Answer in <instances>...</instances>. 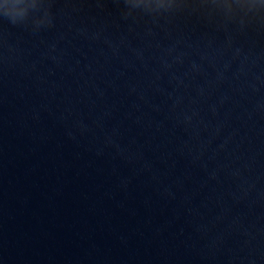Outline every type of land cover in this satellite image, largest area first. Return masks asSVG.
Listing matches in <instances>:
<instances>
[{"label": "water", "instance_id": "1", "mask_svg": "<svg viewBox=\"0 0 264 264\" xmlns=\"http://www.w3.org/2000/svg\"><path fill=\"white\" fill-rule=\"evenodd\" d=\"M222 3L0 16V264H264V9Z\"/></svg>", "mask_w": 264, "mask_h": 264}, {"label": "clouds", "instance_id": "2", "mask_svg": "<svg viewBox=\"0 0 264 264\" xmlns=\"http://www.w3.org/2000/svg\"><path fill=\"white\" fill-rule=\"evenodd\" d=\"M135 7L142 4L144 8H172L174 0H129ZM41 6V0H0V16L6 17L10 23L23 22L29 15L30 9ZM217 7L225 9L240 8L243 10L264 9V0H223ZM47 13H45L46 15Z\"/></svg>", "mask_w": 264, "mask_h": 264}]
</instances>
